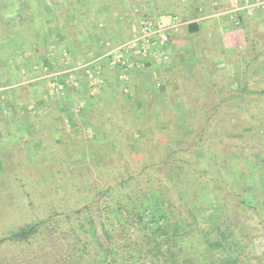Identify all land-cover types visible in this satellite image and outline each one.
<instances>
[{"label": "rangeland", "instance_id": "rangeland-1", "mask_svg": "<svg viewBox=\"0 0 264 264\" xmlns=\"http://www.w3.org/2000/svg\"><path fill=\"white\" fill-rule=\"evenodd\" d=\"M23 1L28 2V7L32 9L28 8L24 21L16 24L17 30L13 34H17V37L4 47L9 51L16 48L24 52L19 53L24 63L23 69L16 72L13 69L18 68L13 66L11 70L0 72V238L8 236L21 224L34 220L36 214L31 210V203L36 201L34 196L38 182L36 180L34 184V177L31 176L50 175V172L53 175L57 169L67 166L76 171L86 162L80 174H67L70 179L63 182L64 188L57 187L53 178L48 185L54 184L52 192L58 194L56 192L60 190L62 198L67 196L79 204L90 201L87 198L92 189L101 184L96 181L98 168L95 169L88 155L92 150L90 139H97L101 145H106L105 154L116 153L123 146L109 141L103 132L99 133L94 125L91 126L102 121L96 117V111H100L105 119L112 118L110 123L118 120V126L125 128L122 131L127 138L124 143L129 149H125V156L120 162L131 174L141 176L139 174H142L144 164L151 157H155L152 161L154 164L160 163L154 169L165 174L167 166L162 161L167 155H171L172 159L189 160L184 167H180L179 163L173 166L177 172L188 171L185 176L190 178L196 169H209L212 164L216 166L212 172L227 174L226 182L234 191L242 193L247 203L256 206L260 215H264V94H260L264 93V80L259 81L264 76V0ZM199 21L203 30L201 28L198 34L190 33L189 24ZM145 22H150L156 29L161 26L172 28L165 31L166 41L156 35L145 49L139 46L134 48L132 42L141 36V26ZM260 25L263 30L262 72L206 74L209 64L204 57L206 47L202 45L206 31L221 33L226 28L224 30L229 31V40L235 42L240 30H243L240 33L244 37L246 35L251 39L255 35V28L259 29ZM197 45H200V50ZM120 47V52H116L112 58L109 54ZM115 56H121L122 61L130 67L112 64L114 59L118 60ZM235 57L232 56L231 61L235 62ZM126 68L133 72L126 71ZM81 70L90 74V79L87 80L79 72ZM120 75L125 78L123 82L127 81L123 90L117 84L111 88L107 86L108 91L103 89L104 93L101 91L105 79L117 76L122 81ZM11 76L18 83L11 85ZM250 78L257 80V84L250 82ZM18 79L22 80L19 82ZM50 80L55 83L64 81V87L61 90L52 89ZM101 95L102 104L99 103ZM114 96L112 105H108ZM223 100H227V103L218 106L215 112V104L223 103ZM107 106L112 108L108 109ZM83 109L85 113L81 114ZM107 110L110 111L109 115H106ZM161 110L167 114L175 111V122L182 131L175 134L177 145L174 148L162 143L164 147L158 145L149 149L140 139L146 128L137 121L136 116L149 114L157 117ZM31 116L35 121H31ZM7 122L11 124L4 126ZM210 122L214 124L215 145L206 146L203 140L200 145L205 152L195 153V144L202 139L198 136ZM157 125L158 128L166 126L161 121ZM179 134L180 138L177 139ZM129 136L131 141H128ZM166 136H169L168 132ZM180 139L182 141L179 143ZM62 144L66 149L61 154ZM228 152H231L230 157ZM72 153L75 154L73 157L70 155ZM95 154L101 157L100 153ZM232 156L237 157L235 168ZM256 156L261 157L257 159ZM68 159L74 161L68 164ZM209 161L210 164L206 166ZM243 167L250 170V186L239 180L238 173ZM85 172L93 174L90 186L81 176ZM14 176L19 181L14 182ZM138 179V185L146 191L145 206L150 210L145 222L150 223L153 222L152 210L165 207L163 196L171 192L145 178ZM108 183L104 186H108ZM113 186H117L116 182ZM184 188L189 191L188 186ZM200 188V199L204 201L202 206L210 207L208 215L214 217L221 206L209 195L212 192L209 188ZM184 192L185 199H194L192 192ZM27 194L33 198H28ZM234 196L231 192H224L225 203L230 206L239 203ZM232 217L222 227L215 226L223 239L226 238L223 233L226 226L231 229L237 226L238 213L233 212ZM240 217L247 222L239 236L243 245L251 246L254 256L264 264V230H253L259 217L252 220H248L246 214ZM96 222L100 240L107 246L99 220L96 219ZM15 245L6 242L1 245V251H12L17 248ZM246 258L236 253L232 260L224 264H247ZM249 262L253 263L254 259L251 258Z\"/></svg>", "mask_w": 264, "mask_h": 264}, {"label": "trees", "instance_id": "trees-1", "mask_svg": "<svg viewBox=\"0 0 264 264\" xmlns=\"http://www.w3.org/2000/svg\"><path fill=\"white\" fill-rule=\"evenodd\" d=\"M0 2L2 3L0 5V62L5 63V69L8 70L11 67L13 69L15 66L18 70L13 69V71L19 72L24 65L19 56V53L23 51L17 50L14 46L15 50L12 48L10 51L4 47L5 44L8 45L17 37V34H13V31L17 30L16 24L24 21L23 18H26L25 14L28 8L32 9V7H28L29 3L23 0H0ZM200 27L199 22L189 24L190 33H197L200 31ZM9 83L13 85L18 82H15L11 76ZM117 84L123 90L127 81H120L117 76L110 80L105 79L101 91L103 89L108 91L107 86L111 88ZM121 92L123 93V91ZM116 96L108 101V105H112ZM204 100L206 101L205 98ZM103 102L101 95L99 96V103L102 104ZM225 103L227 100H223V103L218 105L215 104V109L217 107L215 112L218 111V106L220 107ZM107 108L112 107L107 106ZM83 113H85V109L82 110L81 114ZM109 113L110 111L107 110L106 115ZM101 114L100 111H96V117L102 121L91 126L94 125V129L99 133L103 132L109 141L123 145L120 151L117 149L116 153L105 154L107 152L104 148L107 146L101 145L99 141H96L97 139H90L92 150L89 151L88 155L91 157L95 169L98 168L97 175L99 177H96V181L98 180L102 185L99 184L95 186V189L93 188L94 190L92 189L87 198L90 201L79 204L67 196L62 198L60 190H57L56 193L58 194L52 192L55 186L53 187L54 184L48 185V183L53 178L57 187L64 188L63 182L70 179L67 174H78L86 166V162H83V166L76 171L67 166L63 169H57L53 175L50 172V175L31 176L34 177L32 180L34 184L38 182L34 196L36 201L31 203V210L36 216L32 222L21 224L8 236L0 238V264H224L232 260L236 253L241 256L245 255L247 264H261L252 253L251 246L243 245L242 238L239 237L240 231H243L247 224L242 220L245 218L240 217V215L246 214L248 220L259 217L258 223L254 222L255 225L253 226V230L257 232H260L261 229L264 230V215H260L256 206H250L242 193L234 191L235 189L226 182L227 174L222 173V171L212 172L211 170L216 166L211 164L209 169L206 167L200 171L196 169L195 173L190 175L192 178L186 177L188 171L181 169L182 171L177 172L173 165L179 163L181 164L180 167H184L189 160L172 159L171 155H167L162 161L167 166L165 174L154 169L158 168L159 166H156L160 163L154 164L152 161L155 157H151L148 159L150 162L147 160L144 164L142 174H139L141 176L133 175L120 162L125 156V149H129V146L124 143L126 135L124 136L123 129L125 128L118 126V120L110 123L109 120L112 118L105 119V116H101ZM176 115L175 111H169L167 114L161 110V114L157 117L149 114L136 116L137 121L147 131L144 130L145 132L140 138L146 147L150 149L167 143L172 146V149L177 145L175 134L182 130L178 128L175 122ZM30 119L35 121L32 116ZM158 121L164 122L167 127L158 128ZM8 122L4 126L11 124ZM104 127L108 130L104 131ZM213 130L214 124L211 122L203 127L198 136L202 139L195 144V153L196 151L205 152L203 146L200 145L203 140L206 141V146L208 144L209 146L215 145ZM167 132L168 137L166 136ZM208 134L209 136H207ZM180 135H177V139L180 138ZM186 136L188 135L184 137ZM128 139L131 141L132 138L129 136ZM182 140H178L179 143ZM60 146L62 150L60 153L62 154L66 147L63 144ZM171 149L168 150L171 151ZM186 150L189 151L188 148ZM95 153H100L101 157ZM230 154L231 152H228L227 155L230 157ZM70 155L73 157L75 154ZM258 157L261 156H256L257 159H259ZM45 159H48L46 155ZM231 160L235 168L237 157L232 156ZM67 161L69 164L74 160L68 159ZM208 163L210 164V161L206 163V166ZM243 168V170H239V180H243L244 184L250 186V170L248 167ZM262 168L264 174V164H262ZM92 175L86 172L81 175L86 179V185L92 183ZM14 177V182L19 181L17 176ZM139 177L155 182L160 188L171 192L163 196L165 207L156 211L152 210L153 222L150 223L145 222V217L150 208L148 210L145 206L146 191L138 185ZM21 180L23 181V179ZM115 182L116 187L113 186ZM107 183L108 186L105 187L104 185ZM185 186H188L189 191L195 196L193 200L184 198V194H186L184 191L189 192L184 188ZM126 187L128 189H125ZM200 187L202 189L209 188L212 191L209 195L221 206L219 213L214 217L208 215L210 207L202 206L204 201L200 199ZM224 192L235 194L234 198H238L239 203H233V206L225 203ZM59 194L61 195L60 198ZM84 196L86 195L84 194ZM27 197L31 198L32 195L27 194ZM233 212L238 213L239 221L236 228L231 229L229 226L224 228L223 233L226 238L223 239L216 227H222L232 220ZM96 219L99 220L103 236L108 243L107 246L100 240ZM6 242L16 244L17 248L8 252L6 250L1 251ZM251 258L254 259L253 263L249 262Z\"/></svg>", "mask_w": 264, "mask_h": 264}, {"label": "crops", "instance_id": "crops-1", "mask_svg": "<svg viewBox=\"0 0 264 264\" xmlns=\"http://www.w3.org/2000/svg\"><path fill=\"white\" fill-rule=\"evenodd\" d=\"M202 20V19H201ZM200 24V31L193 34H198L201 32L202 25ZM226 29V28H224ZM222 30L220 32L215 31H206L205 32V39L204 42H202V45L206 47L205 49V60L207 64H209L208 68H206V74H231L233 71V74H257V71H261L260 66L262 65V32L261 25L259 29L255 28V35L251 39L246 38V35L244 37L242 32L243 30H240L238 39L233 42L229 40V31ZM203 30V28H202ZM246 34V33H245ZM264 47V42H263ZM201 49L200 45H197V49ZM237 54L235 53V51ZM253 54L252 57L249 56V54ZM236 55V57H235ZM100 56V55H99ZM105 56V55H104ZM235 57L236 61H231V57ZM101 57V56H100ZM12 58V57H11ZM99 58V57H98ZM13 59V58H12ZM199 61V60H198ZM259 63V64H258ZM2 61L0 62V72L6 71L5 69L6 65ZM127 67H130L129 65ZM23 69V68H21ZM126 71H129V68H126ZM8 70H11L9 68ZM134 70V69H133ZM87 80L90 79L89 74L87 75L85 71H79ZM89 72V71H88ZM129 72H133L132 69H130ZM229 76V75H228ZM44 78V77H43ZM209 78V77H207ZM263 79L264 76L260 77L259 81ZM250 82L257 84V80L250 78ZM257 90V89H255ZM260 91V90H259ZM260 94H264L261 92Z\"/></svg>", "mask_w": 264, "mask_h": 264}, {"label": "built area", "instance_id": "built-area-1", "mask_svg": "<svg viewBox=\"0 0 264 264\" xmlns=\"http://www.w3.org/2000/svg\"><path fill=\"white\" fill-rule=\"evenodd\" d=\"M175 20L177 21V17L175 18ZM170 29H172V28H166L165 26H161V28L156 29L150 22H145L141 26V36L132 42L133 47L135 48V47L139 46V47H142V49H145V46H147L153 40V38H154L153 36H156V35L160 36V38H162L163 41H166L167 34H165V31L170 30ZM121 49H122V47L116 48L109 55H111V57L113 58L115 53L120 52ZM115 57L118 58V60L116 61L114 59L112 64H115V65L121 64L124 67L128 66V64H126V62L122 61L121 56L120 57L115 56ZM83 67H85V66H83ZM88 73H90V72H88ZM119 77L122 81L125 79L123 75H120ZM49 84L51 85L52 89H55V90L56 89L61 90L64 87V81H59V82L55 83L54 81L51 82V80H50Z\"/></svg>", "mask_w": 264, "mask_h": 264}]
</instances>
